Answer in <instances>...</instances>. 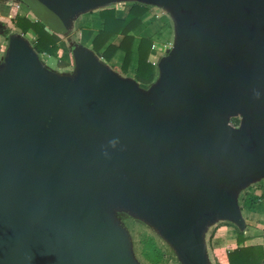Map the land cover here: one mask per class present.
Wrapping results in <instances>:
<instances>
[{
  "label": "water",
  "instance_id": "water-1",
  "mask_svg": "<svg viewBox=\"0 0 264 264\" xmlns=\"http://www.w3.org/2000/svg\"><path fill=\"white\" fill-rule=\"evenodd\" d=\"M113 1L32 0L59 30ZM139 1L180 19L148 98L85 48L73 82L12 41L0 67V264H136L110 202L149 217L188 264H208L209 221L246 228L236 191L264 177V0Z\"/></svg>",
  "mask_w": 264,
  "mask_h": 264
},
{
  "label": "rangeland",
  "instance_id": "rangeland-1",
  "mask_svg": "<svg viewBox=\"0 0 264 264\" xmlns=\"http://www.w3.org/2000/svg\"><path fill=\"white\" fill-rule=\"evenodd\" d=\"M133 2L146 4L150 8V11L144 17V24L135 31V35L137 40L142 36H149L154 40L150 59L157 68L156 79L150 85L140 84L134 78L133 68L135 62L131 66L128 74L121 73L119 67L122 62V52H119L111 61H101L106 63V65L110 67V70L115 71L120 77L131 79L137 83L139 86L138 88L143 92L145 97L148 98L151 95L150 91L160 82V61L162 58L170 55L177 40V25L180 19L176 16L174 10L172 8L170 10L166 5L146 3L139 0H116L103 6L77 12L70 18L66 28L59 30L47 21L41 19L37 15V12L30 6L28 0H0V67L7 63L12 41L15 40V38H19L28 43L48 71L67 77L73 82H77L79 81V71L77 70L75 55L76 48H85L100 58L91 44L94 35L102 27L103 21L100 18V10L105 7L113 6L119 12L118 14L122 16L128 12L129 5ZM29 8L31 10H28ZM18 14L23 16L29 15L31 19L43 22L46 28L59 36L61 47L60 55L63 56L65 62L68 63L67 66H60L57 57L39 54L34 48L36 35L32 31L27 34H22L17 31L11 21L13 17ZM4 31H7V34H4ZM235 119L238 120L234 121ZM242 121L243 118L239 114L230 117L231 125L238 130L242 127ZM257 180L258 181H255V183H252L253 185H246L238 188L235 194L237 205L240 210H242L245 220L251 219V209H245V207H243V200L246 198L245 194L248 189L255 191L262 187L264 177ZM259 209V205H256L252 211L259 212ZM108 214L111 220L121 230L126 240L129 254L136 264H188L177 248L165 237L159 226L149 217L140 214L126 204L118 202H110ZM257 218L259 223L260 216L257 215ZM248 225L252 228H257L258 226V224L256 226L249 222ZM238 230L244 231L245 234V231H249L248 228L243 230L240 229L236 223L225 218H217L209 221L207 226L202 228L208 264H221L216 262L213 258L212 241L218 238L236 239Z\"/></svg>",
  "mask_w": 264,
  "mask_h": 264
},
{
  "label": "trees",
  "instance_id": "trees-1",
  "mask_svg": "<svg viewBox=\"0 0 264 264\" xmlns=\"http://www.w3.org/2000/svg\"><path fill=\"white\" fill-rule=\"evenodd\" d=\"M28 1L37 15L44 20L32 0ZM149 11L148 5L139 2L131 3L128 12L122 16L113 6L102 8L99 12L103 21L102 27L94 35L91 43L100 58L107 62L122 52L119 71L123 74H128L135 62L134 78L142 85H150L157 77V68L150 59L154 40L149 36H142L137 40L135 35V31L144 24V17ZM11 22L22 34L32 31L36 35L34 48L39 54L57 57L60 66L68 65L60 55L59 36L46 28L43 22L19 14L13 17ZM4 32L7 34V31ZM260 199H264V192L261 195L248 194L243 204L250 208ZM247 238L244 231L238 230L236 233L238 245L228 252L229 264H264V246H247L245 245Z\"/></svg>",
  "mask_w": 264,
  "mask_h": 264
},
{
  "label": "crops",
  "instance_id": "crops-1",
  "mask_svg": "<svg viewBox=\"0 0 264 264\" xmlns=\"http://www.w3.org/2000/svg\"><path fill=\"white\" fill-rule=\"evenodd\" d=\"M28 10H31V9L29 8ZM27 17L31 18L29 15ZM2 38H3V36H2ZM2 38H1V42H2ZM255 181H258V180H255ZM255 181L249 183L248 186L249 185H253L252 183H255ZM263 192H264V183L262 184V187H260L259 189L255 190V191H252V190L248 189L246 191L245 195L246 196L248 194H250V195H261ZM256 205H259V208H260L258 210L259 212L252 211V209ZM243 207H245L244 204H243ZM245 209H251V219L245 220V223L247 225L246 228L249 229V231H245L246 232V236L248 237L247 240L245 241V245H247V246H250V245H263L264 246V238H263V233H264V199H260L259 201L254 203V205L252 207H250V208L245 207ZM241 213L243 215L242 210H241ZM257 215L260 216L259 223H258ZM248 222L250 224H252V225L254 224L256 226L258 224L257 228L256 227L252 228L251 226L248 225ZM237 245L238 244H237V241H236L235 238H229V239L228 238H224V239L218 238V239L213 240L212 243H211V246H212V250H213V258H214V260L216 262L221 263V264H229L228 252H229L230 249L236 248Z\"/></svg>",
  "mask_w": 264,
  "mask_h": 264
}]
</instances>
